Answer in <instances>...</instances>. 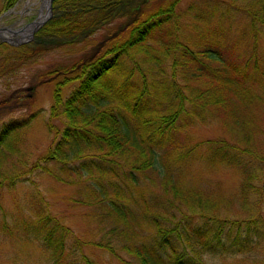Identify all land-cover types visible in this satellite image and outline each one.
I'll return each mask as SVG.
<instances>
[{"label":"trees","instance_id":"1","mask_svg":"<svg viewBox=\"0 0 264 264\" xmlns=\"http://www.w3.org/2000/svg\"><path fill=\"white\" fill-rule=\"evenodd\" d=\"M141 1L56 0V17L31 44H0L29 54L25 46L90 35L119 18L128 22L91 63L75 68L79 84L67 98L55 90L50 117L62 118L63 130L36 164L79 187L76 203L92 207L93 231L76 239V253L68 244L71 230L45 209H34L14 229L37 241L51 264H97L83 245L118 259L119 250L136 264H205V256L264 252V52L257 46L264 39V0H242L246 6L238 12L232 9L237 0H214L208 11L191 5L186 14L197 24L186 35L177 22L179 0ZM239 14L246 20L240 38L221 45L218 38L226 42L231 26L220 23ZM3 62L0 77L11 70ZM30 122L0 126V154L20 152ZM213 122L228 137L189 142L193 128ZM54 164L56 170L49 167ZM230 169L239 186L226 197L209 176ZM19 178L0 169V185L9 190ZM234 204L239 217L230 211ZM0 222V230L13 232Z\"/></svg>","mask_w":264,"mask_h":264},{"label":"rangeland","instance_id":"2","mask_svg":"<svg viewBox=\"0 0 264 264\" xmlns=\"http://www.w3.org/2000/svg\"><path fill=\"white\" fill-rule=\"evenodd\" d=\"M55 1L52 0L51 3L49 20L56 17L54 13ZM224 1L228 2L229 0ZM7 2L8 0H0L1 37L11 39L2 30L23 28L37 16L38 11H41L42 15L47 14V11L42 8L44 0H12L13 5L11 6H7ZM145 3L146 0H142L140 5ZM214 3V0H179L176 6L177 22L181 28L184 27L185 35L190 34L197 24L192 17L186 14V10L191 5H195L208 11V8H211ZM233 4L235 6L232 9L235 12L239 10L237 6H246L242 0H237ZM241 15L239 14L229 22L220 23V25L231 26L227 43L224 39L218 38L217 41L221 45H231L236 41V38H240L242 25L243 28L246 26L245 17ZM212 24L219 25L216 21H212ZM127 26L126 19H115L98 29L93 28L94 32L89 33L90 35L83 34V36L72 37L64 41L62 39L49 41L34 50L25 46L26 51L31 52L29 54H21L22 51L18 53L19 51L10 48L0 49V68L4 64L2 61H8L6 69H11L9 73L5 74L7 70L0 77V126L12 120L31 119L24 132L20 152L8 155L3 151L0 154V169L2 168L7 178L20 173V178L15 180L14 186L10 190L0 185V220L13 229V232L7 229L0 230V264H51L37 241L26 240V237H23V231L14 229V224L32 217V211L36 208L45 209L49 215L60 220L71 230V239L68 244L70 247L74 246L76 253H79L76 239L83 240L93 231L95 225L89 221L92 207L76 203L81 198L78 192L79 187L61 180H54L50 175L37 168L36 164L46 155L49 147L58 140L59 134L63 130L64 120L50 117L55 90L60 91L62 98H67L79 84L75 68L91 63L98 53L105 50L104 47L108 46V42L121 36ZM126 34L124 33L123 36L126 37ZM33 39L34 34L32 39L21 38L20 41H23L21 45H29ZM154 39L149 43H154ZM0 44L6 43L0 40ZM257 46L264 52V39H260ZM246 48L245 41L239 47V51L245 52ZM21 56H23V61L18 62V59L21 60ZM11 60H13V68L10 66ZM121 73L122 71H119L113 75L119 76ZM189 136L190 143L228 137L218 122L193 128ZM70 165L74 167L76 163ZM49 167L56 170L58 165H49ZM198 167H194L195 172ZM198 177V183L200 180V184L205 186V180L200 175ZM209 178L213 183H217L218 192L226 197L235 193L239 186V176L231 169L212 172ZM156 191L157 195H160L158 188L154 190V192ZM260 199L264 211V190ZM230 211L234 217L242 215L237 204H234ZM99 238V235L94 236L95 240H99ZM81 250L85 255L94 259L97 264H122L121 262L125 261L136 264L128 255L119 250H116L119 259L101 248H95V246L83 245ZM204 263L261 264L264 263V252L255 251L228 257L205 256Z\"/></svg>","mask_w":264,"mask_h":264},{"label":"water","instance_id":"3","mask_svg":"<svg viewBox=\"0 0 264 264\" xmlns=\"http://www.w3.org/2000/svg\"><path fill=\"white\" fill-rule=\"evenodd\" d=\"M51 3H52V0H48V4H47L48 11H50V9H51ZM46 19H47V17L43 18V20H41L37 23L36 22L32 23L34 25L32 26L31 33H33L41 24H43V22ZM2 31L5 32L6 35H15L16 36V35H19L20 32L25 31V29L24 28L19 29V31H14V30H10V29H3ZM0 40L2 42L11 43V44H17V42L18 43L20 42L19 40L13 39L14 40L13 41L12 39H7L6 37H1V36H0Z\"/></svg>","mask_w":264,"mask_h":264},{"label":"bare ground","instance_id":"4","mask_svg":"<svg viewBox=\"0 0 264 264\" xmlns=\"http://www.w3.org/2000/svg\"><path fill=\"white\" fill-rule=\"evenodd\" d=\"M48 0H44L43 5L47 6Z\"/></svg>","mask_w":264,"mask_h":264}]
</instances>
